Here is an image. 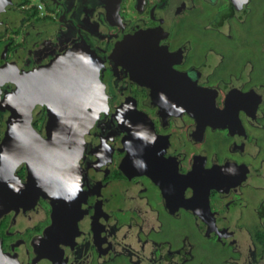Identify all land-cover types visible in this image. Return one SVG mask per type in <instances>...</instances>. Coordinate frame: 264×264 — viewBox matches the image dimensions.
<instances>
[{"label": "flooded vegetation", "instance_id": "1", "mask_svg": "<svg viewBox=\"0 0 264 264\" xmlns=\"http://www.w3.org/2000/svg\"><path fill=\"white\" fill-rule=\"evenodd\" d=\"M82 80L92 105L51 122L76 145L6 138L18 103L43 133ZM0 183V264H205L200 239L257 264L264 0H0Z\"/></svg>", "mask_w": 264, "mask_h": 264}, {"label": "water", "instance_id": "2", "mask_svg": "<svg viewBox=\"0 0 264 264\" xmlns=\"http://www.w3.org/2000/svg\"><path fill=\"white\" fill-rule=\"evenodd\" d=\"M65 56H67V55H65ZM71 69L72 70H66V72L69 73L70 77H72L73 75H79V74L73 73L76 71L75 69H73V68H71ZM48 71L49 70H44V71L41 70V72L43 74L42 75L43 78H46L47 75L45 76L44 74L48 73ZM84 82H85V80H82V82H80L81 86L79 87V90H75V89L73 90L74 86L70 84V86L68 85V87L72 90L67 88L65 90L66 93L64 92L62 94H57V95L54 93H50V97L56 98V100H55L56 105L53 106L54 108L52 109V111H51V108L48 109L49 115H51V117L48 120V123L44 128L45 132L42 130L43 133H34V131H32L31 129H30L31 132L26 131V133H24L25 129L27 130L28 128L16 125L17 122H22V123L24 122L26 124L27 119H29V116L32 114L30 112V111H32L30 105H26V104H24V102L18 103L17 108L15 110V114H14L15 116H12V118H11V120L16 119V123L10 122L8 130H7L6 138L8 139L9 136L16 134L17 130L19 131L20 136L21 135L22 136L31 135L30 141H27V142L24 141L22 144H20V148H19L20 150L19 151H21L24 155H26L28 153L27 150H26V153H24L26 147L29 148V147L33 146V148H34V143H35L34 137H37L38 135H41L42 137L48 136L47 138H43L42 142H37L39 145L42 144V146L44 148L43 153L47 152L48 155H52L55 152V150H56L55 147H59V149H60V146L64 147V146L76 145L75 141H72V140H65L63 142L56 140V137H59L57 135H59L60 133H61V136H64V135H68L71 137H74V136L80 137L81 136V133L76 132L77 131L75 129L76 127H73L72 123L70 121L63 126L65 128L64 134L62 132L63 131L62 127L59 125V122H58V124H54V126L51 122L52 121L56 122L59 119V117L56 116V112H58L57 109L66 111L70 108H76V106H77V107H80L81 110L76 109V114H77V116H82L83 113L85 112V111H83V107L85 105H88V104L92 105L90 103V100H89L90 97L88 95L90 90H91L90 86H92V87L97 86V89H99L100 88V86L98 85L99 82H96V84H94V83H90V81H88L89 84H87V85ZM50 86H52V85H50ZM98 92H100V91H98ZM24 94L26 96H28L29 93L27 94V93L22 92L20 96H24ZM93 97L96 98L97 95H93L92 98ZM79 104H81V105H79ZM94 109L95 108L93 107L91 111H93ZM97 111H99V110L96 108L94 110V112H97ZM71 114L73 115L74 113H71ZM26 125H30V124H26ZM57 125H59V126L57 127ZM51 127L54 128L53 133H49ZM45 147H47V149ZM40 150L41 149H38V151H40ZM14 151H15V148H13V146H9V147L7 146L6 149L4 150L3 156H5V158L11 157L10 159H13L14 158V156H13ZM29 151H30V149H29ZM35 151H33V152H35ZM17 153H18V151H17ZM32 157H33V155H32ZM43 157H45L44 154H42V158ZM49 157H51V156H49ZM69 160H70V158H68V160L66 159V162H69ZM63 165L65 166V164H63ZM33 168H35V167L33 166ZM10 171L12 172V170H10ZM46 175L49 177V182L53 183V184H56L61 179L60 178L61 173L58 174L55 171H51L48 174H47V172H45V174L43 176H46Z\"/></svg>", "mask_w": 264, "mask_h": 264}, {"label": "rangeland", "instance_id": "3", "mask_svg": "<svg viewBox=\"0 0 264 264\" xmlns=\"http://www.w3.org/2000/svg\"><path fill=\"white\" fill-rule=\"evenodd\" d=\"M35 1H37V0H31V2H33V3H35ZM14 16L16 17L17 15L14 14ZM57 28L58 27H56L55 30ZM234 229H235L234 232H236V235L239 236L240 238H248V236L246 235V231L245 230L238 229L236 227H234ZM191 231L192 230L190 228H187V232H189L190 236H192V237H194L196 239L195 235ZM208 241L209 240H204V239L203 240L200 239V241H199L200 242L199 244L201 245L200 255L202 257L204 255L205 264H225V263L221 262L220 257H216V255H218V254H219V256L222 255L223 252H224V249L215 250V249H213L215 247L211 246L214 242L209 243ZM233 253L234 252L230 253V256H228V258H230L232 261H234V259H236V258H238V260H239L240 255H238V253L233 255ZM241 259L242 258H240V260ZM256 261H257V264L258 263L259 264H263L264 252L259 251V254L256 256Z\"/></svg>", "mask_w": 264, "mask_h": 264}, {"label": "trees", "instance_id": "4", "mask_svg": "<svg viewBox=\"0 0 264 264\" xmlns=\"http://www.w3.org/2000/svg\"><path fill=\"white\" fill-rule=\"evenodd\" d=\"M256 241L259 246L264 250V229L257 235Z\"/></svg>", "mask_w": 264, "mask_h": 264}, {"label": "built area", "instance_id": "5", "mask_svg": "<svg viewBox=\"0 0 264 264\" xmlns=\"http://www.w3.org/2000/svg\"><path fill=\"white\" fill-rule=\"evenodd\" d=\"M37 7H39V5H37Z\"/></svg>", "mask_w": 264, "mask_h": 264}]
</instances>
